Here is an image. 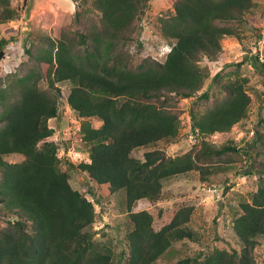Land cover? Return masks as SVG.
Instances as JSON below:
<instances>
[{"label":"trees","instance_id":"trees-1","mask_svg":"<svg viewBox=\"0 0 264 264\" xmlns=\"http://www.w3.org/2000/svg\"><path fill=\"white\" fill-rule=\"evenodd\" d=\"M15 1L0 0V25L22 16ZM75 1L56 35L36 27L25 35L24 74L0 75V264H115L114 247L96 237L94 202L71 184L74 169L111 194L125 192L129 256L123 264H157L166 256L168 264H260L264 117L253 143L230 139L218 145L210 139L249 118L252 92L264 106V90L241 72L252 64L264 77V63L250 56L244 28L258 0H174L173 14L152 18L153 0ZM147 18L159 41L154 47L170 48L160 58L143 56ZM15 31L0 34V62L17 39ZM227 37L237 38L246 55L235 69L224 65L213 76L216 93L210 92L211 74L201 62L225 60ZM66 83L67 103L81 123L79 151L89 156L79 164L60 157L62 146L52 140L50 120L58 116ZM185 99L191 100L196 141L172 156L167 150L181 141ZM142 150L143 159L134 155ZM14 155L24 158L10 162ZM231 170L257 180L250 199L232 207V231L241 244L231 250L177 248L202 242L189 226L193 206L176 207L160 228L150 211L135 210L140 201L168 199L165 180L196 172L212 185L229 182Z\"/></svg>","mask_w":264,"mask_h":264},{"label":"rangeland","instance_id":"rangeland-1","mask_svg":"<svg viewBox=\"0 0 264 264\" xmlns=\"http://www.w3.org/2000/svg\"><path fill=\"white\" fill-rule=\"evenodd\" d=\"M15 2L16 4L19 2L21 5L22 16L19 20L0 25V34H6L9 29L14 28L16 31L13 35L17 37V39L11 40L6 48L5 59L0 62V75L4 71L15 70L21 75L24 74L27 42L25 35H29L33 27L56 35L59 28L68 23L69 17L76 8L75 0H17ZM173 2L174 0H153L149 16L151 18L156 15L170 16L174 13ZM258 3L259 6L255 9L254 14L248 16L244 28L248 37L246 43L252 50L250 56L259 55L264 63V0H258ZM151 18L146 19L142 36L145 44L143 56L154 55L160 58L170 48L166 45L160 46V48L154 47V43L158 44L159 41L152 32L149 23ZM8 35L10 36V34ZM223 46L228 54L225 60L212 62L204 59L201 62L202 66L206 67L211 74L205 89L214 93H216V86L213 76L222 70L224 65H232L226 68L227 71L235 69V64L246 55L237 38H225ZM241 72L251 79V86L264 90V77L260 74L259 69H256L252 64H244ZM61 88L62 96L60 97L58 116L50 120V126L55 129L52 140L59 141L62 146L60 157L66 156L76 164L88 162V154L79 151L81 138L78 137V132L81 123L67 103L71 86L66 83L61 85ZM252 97L249 118L235 125L229 132L213 135L210 137L212 142L220 145L233 139L245 145L255 141L257 127L261 129L258 121L260 117H264V106L262 105L263 98H259L254 92H252ZM190 103L189 99L182 102V138L179 143L167 150L169 155L176 156L185 153L195 144V134L189 115ZM67 147L68 151H66ZM134 155L143 159L144 151H136ZM23 158L22 155H14L9 157V160L10 162H20ZM70 174L72 186L83 192L95 204L97 220L94 231H96V237L110 243L115 250V264H123L129 256L127 239L129 217L125 205V192L111 194L106 185H97L88 174L76 169L70 170ZM228 176L229 182H215L212 185L201 181L199 173L196 172L170 178L164 182L165 195L168 196V199L155 204L143 200L137 204L135 210L150 211L156 217V227L160 228L171 220L176 207L193 206L195 211L189 226L199 232L202 242H180L177 243V248L187 253H196L200 250L205 253H210L215 249L231 250L241 244L232 231V207L237 206L241 201L250 199V194L257 189V180L256 177L237 175L234 170H231ZM258 239L261 242L260 264H264V237ZM168 262L169 257L166 256L160 259L157 264H168Z\"/></svg>","mask_w":264,"mask_h":264}]
</instances>
